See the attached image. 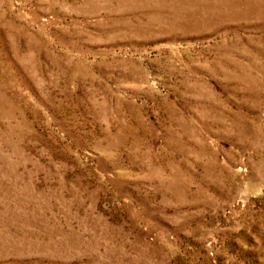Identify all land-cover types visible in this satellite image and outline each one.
Masks as SVG:
<instances>
[{"label":"rangeland","instance_id":"374dc122","mask_svg":"<svg viewBox=\"0 0 264 264\" xmlns=\"http://www.w3.org/2000/svg\"><path fill=\"white\" fill-rule=\"evenodd\" d=\"M188 2L0 0V264H264V7Z\"/></svg>","mask_w":264,"mask_h":264},{"label":"bare ground","instance_id":"6f19581e","mask_svg":"<svg viewBox=\"0 0 264 264\" xmlns=\"http://www.w3.org/2000/svg\"><path fill=\"white\" fill-rule=\"evenodd\" d=\"M221 1H223V0H217V2H221ZM252 1L259 3L261 7H264V5H263L264 0H248V2H252ZM214 2H216V0H214ZM177 3H178V5L180 4L179 6L183 7V5H185L186 3H189V2H188V0H177ZM198 6H201V5H199L197 3L192 5V7H198ZM193 11H195V10H193Z\"/></svg>","mask_w":264,"mask_h":264}]
</instances>
